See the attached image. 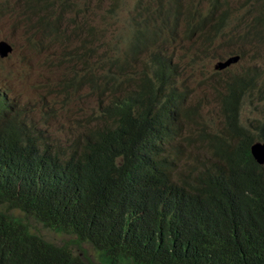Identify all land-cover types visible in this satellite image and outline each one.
<instances>
[{"label":"trees","instance_id":"16d2710c","mask_svg":"<svg viewBox=\"0 0 264 264\" xmlns=\"http://www.w3.org/2000/svg\"><path fill=\"white\" fill-rule=\"evenodd\" d=\"M246 10L242 40L264 41V2ZM141 64L130 84L143 101L134 121L95 98L96 113L68 123L64 138L0 95V264H264V165L248 153L264 142L263 80L251 74L259 117L191 131L183 128L196 112L168 82L170 58L160 70L164 100L151 88L156 54ZM105 66L103 75L62 71L61 107L83 85L95 97L117 87L119 57ZM29 218L90 245L97 262L30 232Z\"/></svg>","mask_w":264,"mask_h":264},{"label":"rangeland","instance_id":"374dc122","mask_svg":"<svg viewBox=\"0 0 264 264\" xmlns=\"http://www.w3.org/2000/svg\"><path fill=\"white\" fill-rule=\"evenodd\" d=\"M69 1L71 7L67 12H61V4L64 0H38L35 6L41 7L46 2H51L53 19L61 12L57 23L61 29L65 30V34H69L70 30L77 25L90 28L92 46H99L96 53L100 55L104 51V42L115 35L123 39L122 45L118 43L120 52L122 54L128 52L134 39L135 29L130 30L124 37L121 31L118 33V19L134 14L132 7L136 0ZM140 1L146 4L149 0ZM262 1L264 0H225V4L222 0H218L213 12L207 16L200 28H196L192 20L177 21L172 33L175 42L170 46L166 44L168 51L181 60L182 69L178 78L179 82L177 81L178 86L184 89L188 103L194 106L207 124L213 127H220L222 122L215 88L221 86L223 80L234 72L246 69L264 78V44L255 46L257 48L254 50L251 44L237 41L226 42L223 39L226 36H236L245 32L247 18L244 4ZM173 3V0H164V4L173 5ZM111 5L118 6L114 13L108 16L106 8ZM209 7L208 0H183L182 15L188 14L193 8L202 15L208 12ZM221 16L229 18L231 23L224 29L223 38L216 40L212 25ZM35 19L36 17L30 14L28 9H24L22 0H0V38L8 40L13 45L11 54L0 61V93H4L5 98L14 102L16 106L27 108L28 116L39 121L47 134L69 133L68 123L93 114L91 112L96 107L95 98L83 85L77 92L72 91L61 107L59 102L65 93L58 92L57 84L61 72L65 70L60 60L63 44L59 40L44 39L42 33L32 37L31 24ZM77 30L80 36L83 35V28ZM96 34L99 37H96ZM145 34L150 35L148 26L145 27ZM167 34L170 35L169 31ZM37 39L42 40L41 46L34 42ZM68 40L71 47L77 43L70 36ZM234 48L243 52V59L237 66L231 67L229 72L212 76L210 64L213 59ZM144 56L145 54H142L140 57ZM79 66L81 69H87L88 61H83ZM139 73V67L134 68L120 79V83L136 78ZM258 101L256 97L246 99L243 102L241 114L249 117L258 116L261 112V104ZM44 104H48L56 116H51L44 108ZM197 120L195 118V121ZM187 124L190 130L199 127V124L195 122ZM28 223L30 232L44 240L57 245H66L72 252L82 254L88 261L95 260L96 251L86 243L75 241L73 235L52 232L31 218Z\"/></svg>","mask_w":264,"mask_h":264},{"label":"clouds","instance_id":"9594fccd","mask_svg":"<svg viewBox=\"0 0 264 264\" xmlns=\"http://www.w3.org/2000/svg\"><path fill=\"white\" fill-rule=\"evenodd\" d=\"M36 1L38 0H22V6L24 7V9H28L30 11V14L36 17V19L31 24L32 27L31 35L32 37H35L38 35V33H42L44 39H49L52 41L53 40L61 41L63 44V51L60 54V60L62 61V64L64 65L65 69L71 68L73 66L80 68L79 66L80 63L87 60L88 67L87 69H85L86 71H92L96 75H103L106 71V66H105L106 59L113 54L119 57L120 65L123 68L122 75L117 79V81L111 82L112 84H116L117 87L106 90L102 95L98 97L94 96V98H97L98 100H102V101L112 100L114 102V106L116 110H122L125 112L124 115L118 114L120 118L134 121V119L138 116V113L140 112L143 106V101L141 97H135L130 92V84L133 79L138 78L141 74L142 71L141 61L144 60L150 54H156V63L159 66V70H158V76L152 81L151 84L153 93L160 99L164 100V92L161 89V83L164 81V79L160 74V70L166 66L167 60L168 58H170L171 68L169 71L168 82H171L173 84L177 92L181 91L180 93L184 96L185 103H187L190 107H192L196 112V116L194 117V119L189 122H195L197 124H199V122H203L205 126L214 129L221 127V126L213 127L207 124L206 120L203 118V116L200 113H198L195 110L194 106H191L188 103V99L186 98L184 89L180 88L177 83L178 78L181 75V69H182L181 60L175 57L170 51H168L167 48V46H170L172 43L175 42L172 33L174 32V26L177 21L189 22L192 20L194 22L195 27L200 28L204 23V21L207 19V16L213 12V8L218 3V0H208V2L210 3L209 10L208 12L202 15H200V13L195 8H193L188 14L182 15L183 0H173L174 1L173 5L164 4V0H149L146 4H142L140 0H136L132 7L134 14L127 15L123 18L118 19V33L121 31V34L124 37L127 35V33L130 30L135 29L134 39L129 46L128 52L123 54L120 52L118 43L122 45L123 39L122 38L119 39L118 35H115L113 37H110L108 40L104 42V51L102 52V55L96 53V49L99 48L98 45L96 47L92 46V40H91L92 33L90 32L91 31L90 28L85 27V25H77L70 30L69 34H65V30L61 29L58 26L57 19L60 16L61 12H67L70 10L71 2L69 0H64V2L61 4V12L57 14L55 19H53V10L51 9V2H46L41 7H36L35 6ZM97 1L99 2L103 0H97ZM222 3L226 4L225 0H222ZM250 4H258V3L249 2L243 5V8L245 9L246 12L245 16L247 18V21L245 23L246 26L245 32L241 34H237L236 36L230 35L223 38L224 35L223 31L225 28H227L230 25L231 20H229V18L227 17L221 16L212 25V28L215 32L216 40L223 38L225 39L224 41L226 42L237 41L239 43L251 44L254 46V50H256L257 48L255 46H258L259 44H264V41L257 42L258 35L253 36L252 33H248L246 35V40H242V36L247 33L248 21L251 18V16L248 15V12L246 10ZM117 6L113 7L111 5L107 7L106 14H108V16H111L116 10ZM146 26H148L150 29L149 36H146L145 34ZM82 28H83L82 31L83 35L80 36L77 29H82ZM167 31H169L170 35L167 34ZM69 36L73 41L77 42L72 47L70 46V41L68 40ZM96 37L99 36L96 34ZM249 38L251 39L248 41ZM34 42L39 44L40 46L42 45V40L40 39L34 40ZM1 46L5 47L6 52L3 54L2 51L3 55H0V61L5 60L11 54L13 49V45L11 44V42L3 38H0V47ZM142 54H145V56L140 57ZM242 59H243V52L241 50L235 48L228 50L223 55H219L217 58L213 59V61L210 64V74L212 76H215V75L227 73L229 72L231 67L237 66ZM136 67H139L140 69L139 75L136 78H132L131 80L125 83H120V79L123 76H125L127 72L133 70ZM251 74H256V73H250V69L234 72L230 74L228 78L223 80L221 86L215 88V96L219 110L221 112L222 121L225 120L232 121V122H236L239 125L245 126L254 118L260 116L262 112V106H261V112L256 117H249L241 114V108L243 102L246 99L250 100L251 97H256L253 94L250 95ZM256 75L259 76L264 82V78L261 75L258 74ZM1 94L5 96L4 93H0V95ZM258 102L260 103V99ZM95 104L96 107L94 109L93 114L96 113L97 110V102H95ZM26 110L28 109L26 108ZM195 118H197L198 120L195 121ZM200 126L201 125L199 124V127ZM42 129L45 131L43 127ZM183 129H188V128L184 127ZM69 133L61 134L62 138L69 135ZM256 142L264 145V142H262L261 140H253L250 143L248 147L250 160L251 162L255 163L258 166H263L264 161L262 163H257L258 161L256 162L253 159L249 151L250 146ZM15 211L16 210H12L11 212H15ZM73 254L78 255L80 257H84L82 254H77L74 252ZM96 260H97V255L94 261Z\"/></svg>","mask_w":264,"mask_h":264},{"label":"water","instance_id":"95a60500","mask_svg":"<svg viewBox=\"0 0 264 264\" xmlns=\"http://www.w3.org/2000/svg\"><path fill=\"white\" fill-rule=\"evenodd\" d=\"M3 47V48H1ZM0 47V55H3L6 52V49L4 46ZM3 51V54H2ZM249 151L253 157V159L257 162V163H262L264 161V145L260 144L258 142L253 143L250 148Z\"/></svg>","mask_w":264,"mask_h":264}]
</instances>
